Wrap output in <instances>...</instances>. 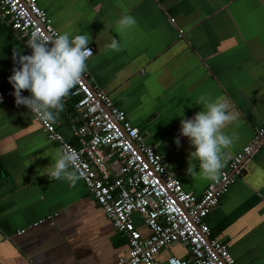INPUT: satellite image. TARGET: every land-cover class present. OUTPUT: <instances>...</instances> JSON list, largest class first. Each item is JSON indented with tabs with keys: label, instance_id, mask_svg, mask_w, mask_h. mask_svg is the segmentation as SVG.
<instances>
[{
	"label": "crops",
	"instance_id": "0c3cea01",
	"mask_svg": "<svg viewBox=\"0 0 264 264\" xmlns=\"http://www.w3.org/2000/svg\"><path fill=\"white\" fill-rule=\"evenodd\" d=\"M52 28L70 38L88 34L93 55L86 79L135 127L146 146L163 157L182 189L200 195L211 181L187 175L188 138L180 121L204 110L203 95L226 105L222 131L234 138L229 159L264 122V0H36ZM125 13L136 24L121 29ZM172 19V22L169 20ZM178 31L181 33L179 34ZM120 50L105 47L112 39ZM13 49L29 55L22 39L0 19V92L9 83ZM69 95L53 125L74 147L70 127L80 121ZM179 137L180 144L175 140ZM49 142L23 106L0 105V264H114L127 255L125 239L106 220L79 179H51ZM32 162V163H31ZM210 237L235 264H264V148L243 164L218 205L205 218ZM137 230L145 235L139 223ZM173 245L158 259L186 257Z\"/></svg>",
	"mask_w": 264,
	"mask_h": 264
},
{
	"label": "built area",
	"instance_id": "2783aa9c",
	"mask_svg": "<svg viewBox=\"0 0 264 264\" xmlns=\"http://www.w3.org/2000/svg\"><path fill=\"white\" fill-rule=\"evenodd\" d=\"M0 19L22 39L29 55L31 49L26 42L34 32L41 36L57 33L36 0H0ZM88 47L93 53V48ZM13 91L8 85L0 92V105L15 104ZM21 95L30 93L24 90ZM69 97L80 121L78 126L70 127L78 147L25 108L49 142L58 148L68 144L79 154L78 169L83 172L80 180L104 218L126 242V257L114 264H235L226 246L210 237L205 218L216 208L250 155L264 148V122L229 159L219 181L211 180L196 196L185 192L179 181L168 174L163 157L143 144L137 129L125 121L105 93L90 84L85 73ZM136 223L147 234H141ZM173 245L183 247L186 257L169 256L160 262L159 253Z\"/></svg>",
	"mask_w": 264,
	"mask_h": 264
},
{
	"label": "clouds",
	"instance_id": "9594fccd",
	"mask_svg": "<svg viewBox=\"0 0 264 264\" xmlns=\"http://www.w3.org/2000/svg\"><path fill=\"white\" fill-rule=\"evenodd\" d=\"M121 29L136 24L133 16L125 13L117 20ZM88 34L69 36L68 33H54L51 36H41L33 33L26 42L31 49L30 55H21L18 49H13V61L17 65L8 78L13 88L16 106L26 107L30 113L45 124H55L59 114L64 110V99L69 95L87 71L89 57L93 55L88 47ZM106 48L119 51L120 45L116 39L105 45ZM30 95L22 96V91ZM198 103L204 105V110L191 118L180 121V136L188 138L194 151L189 154L187 175L199 174L204 178L219 181L221 169L225 167L224 151L234 144V138L225 134L222 129L231 120L227 114L226 105L221 100L212 101L201 96ZM180 144L179 137L175 140ZM79 154L70 145L64 144L55 149L54 163L45 167L43 175L51 179L66 180L70 186H75L83 176L78 169ZM32 163V162H31Z\"/></svg>",
	"mask_w": 264,
	"mask_h": 264
},
{
	"label": "water",
	"instance_id": "95a60500",
	"mask_svg": "<svg viewBox=\"0 0 264 264\" xmlns=\"http://www.w3.org/2000/svg\"><path fill=\"white\" fill-rule=\"evenodd\" d=\"M85 80V79H84ZM87 82V81H86Z\"/></svg>",
	"mask_w": 264,
	"mask_h": 264
}]
</instances>
